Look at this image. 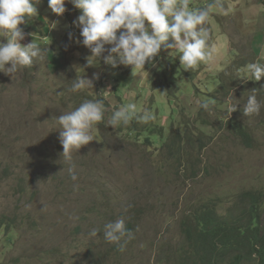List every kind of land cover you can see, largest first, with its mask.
I'll use <instances>...</instances> for the list:
<instances>
[{
	"label": "rangeland",
	"instance_id": "obj_1",
	"mask_svg": "<svg viewBox=\"0 0 264 264\" xmlns=\"http://www.w3.org/2000/svg\"><path fill=\"white\" fill-rule=\"evenodd\" d=\"M210 2L190 0V7ZM219 2L225 11L214 9L207 23L216 48L213 61L184 71L179 55H171L175 50L162 48L144 71L134 73L102 58L87 67L91 53L75 42L80 30L72 22L80 11L71 3L63 17L42 8L43 2L37 6V16L21 26V44L32 43V32L42 30L48 40L35 42L48 52L13 77L0 72V264H152L161 255L178 264L181 222L194 208L215 201L223 212L242 191L264 192V94L257 96L258 115L242 112L249 87L264 84L253 81L245 67L264 63V0ZM65 39L73 45L62 47ZM79 75L91 79L92 87L69 92ZM227 76L235 86L226 82L232 98L225 100ZM216 90L222 102L210 111L213 126L206 125L201 103L212 109ZM88 99L103 101L104 119L94 126V140L71 161L63 160L59 125L52 119ZM129 103L136 104L137 116L147 110L154 118L111 126L112 113ZM230 105L237 107L231 115ZM238 120L255 138L252 148L228 132L225 124ZM170 136L185 139L170 148L174 155L164 147ZM185 137L196 140L194 147ZM121 216L135 233L123 253L103 238L104 226ZM92 229L96 237L89 236Z\"/></svg>",
	"mask_w": 264,
	"mask_h": 264
},
{
	"label": "clouds",
	"instance_id": "obj_2",
	"mask_svg": "<svg viewBox=\"0 0 264 264\" xmlns=\"http://www.w3.org/2000/svg\"><path fill=\"white\" fill-rule=\"evenodd\" d=\"M42 0H0V37L7 42H0V72L14 76L17 72L32 66L34 59H43L45 51L35 41L22 45L25 38L22 25H26L36 17L37 6ZM48 8L57 17H63L67 11L66 3L80 11L73 26L79 28L80 37L76 43H82L90 50L86 65L92 67L103 59L104 64L116 68L118 65L136 70H145L146 63L152 61L162 48L174 49L171 55H179L184 71L193 70L201 63L213 61L216 53L215 45L209 43V28L207 23L214 9L225 11L219 0H212L203 8L190 7V0H47ZM58 23V21L56 22ZM77 32V31H76ZM73 39L69 33V40ZM171 41V43L169 42ZM106 46H110L106 48ZM107 52V55H103ZM10 65V67H7ZM253 81L264 80V63H249L245 66ZM78 71V69H77ZM93 79L98 80L99 74L94 73ZM93 81L79 75L68 89L76 93L90 89ZM242 112L245 117L258 115L262 104L257 99L256 90L249 92ZM201 107L209 110L208 102H202ZM235 105H230L228 113L236 111ZM137 106L129 103L114 111L109 124L114 128L127 126L134 118L139 122L151 121V112L145 111L137 116ZM104 119L102 100H84L78 107L64 114L53 117L59 125L62 159L71 161L74 152L93 141L94 126ZM71 179L78 178L73 168L69 169ZM262 193L256 189H248L233 197L230 207L219 211V204L206 201L194 208L192 217L181 222V238L183 245L176 254L177 260L184 264V252L204 258L209 249L205 244L213 241L212 260L222 254V264H264V233L256 237L249 228L247 210L250 201H242L245 194ZM209 203V205H205ZM238 204L240 210L234 209ZM233 210L232 221L225 219ZM200 219V220H199ZM226 225L227 230L221 231L219 226ZM259 226H264V202L260 211ZM138 230V229H137ZM217 231L220 233L217 235ZM98 235L97 229H92L90 237ZM210 239L207 240L206 237ZM103 238L116 245L123 253L128 243L135 239L133 230L127 227L125 218H120L104 226ZM223 238V239H222ZM256 238V241L254 240ZM153 256L152 264H169L163 259ZM185 257V256H184Z\"/></svg>",
	"mask_w": 264,
	"mask_h": 264
},
{
	"label": "trees",
	"instance_id": "obj_3",
	"mask_svg": "<svg viewBox=\"0 0 264 264\" xmlns=\"http://www.w3.org/2000/svg\"><path fill=\"white\" fill-rule=\"evenodd\" d=\"M37 33H39L38 31H36ZM41 34H42V30H40ZM45 53H47L48 51L45 50ZM247 62V61H245ZM242 62H237L235 63L237 65V67L239 65H241ZM235 68V65L233 64V66L231 67V71H233ZM232 78H230L229 76H227L225 79H224V84L222 85V89H224V98L225 100L227 99H231L232 97H230V92L226 86V82H229L231 81ZM234 81L235 79L233 78L232 82L233 84H231L230 88L231 89H234ZM262 84V83H261ZM263 88H264V84L262 85H259V84H254L252 87H249L248 89V95L250 94L249 92L253 91V89L256 90V95L258 96H263L264 92H263ZM226 90V91H225ZM222 94L219 90H216L214 93H212L210 95V98L212 100V109L209 108V110H204L202 108L201 112L199 113L200 114V117H201V121L202 123L208 125V124H211L209 123V114H210V111L211 110H215L214 106L216 105H221L220 102L222 101H219L218 100V95ZM225 103V101H224ZM216 113V112H215ZM216 116H219V114L216 113ZM212 125V124H211ZM218 127H221L220 124H217ZM225 125H227L229 128H228V132L229 133H232L233 137H236L238 138L239 141H241L245 146H247L248 148H252L254 146V143H255V138L252 136V134L249 132L247 126L241 122L240 120H238V122H232L230 121L229 123H226ZM213 126V125H212ZM225 130V128L223 129ZM186 138V137H185ZM186 144L187 145H194L196 144V140L198 142V144L202 145L204 144L202 138L200 135L197 134L196 136V140L194 139H190V138H186ZM185 139H182L181 137H175V136H170L168 141L165 143L164 147H165V151L169 154V155H174L176 154L175 152L171 151L170 152V148L173 147V148H177L178 145H181L182 146V142H184ZM150 142V139L149 137L146 138V144H149ZM262 193H252V194H245L243 197H242V201H250L249 203V207H248V214L249 216L247 217V221L249 223V228L251 230V232L257 237L258 234H260L261 232L264 233V226H259V218H260V211H261V208H262V205H263V202L264 200L262 199ZM205 205H209V203L205 204ZM241 208V205L238 204L234 209L236 210H240ZM235 214H233V210H231V212L226 215L225 219L229 220V221H232V217L234 216ZM200 220V219H199ZM220 230L221 231H226L227 230V226L226 225H220L219 226ZM221 233V232H220ZM218 231H217V235L220 234ZM222 234V233H221ZM207 240L210 239L209 236L206 237ZM223 239V238H222ZM256 241V238L254 239ZM213 241H214V238L212 239V242L211 244H205L209 249H206V255L204 256V258H200V257H197V256H194L192 254H189V253H186L184 252V256L181 255V258L185 259V261H187V263L189 264H222L223 263V256L222 254L219 256V258L215 261H211L212 260V250L214 248L213 246ZM178 264H181L179 261H178Z\"/></svg>",
	"mask_w": 264,
	"mask_h": 264
},
{
	"label": "crops",
	"instance_id": "obj_4",
	"mask_svg": "<svg viewBox=\"0 0 264 264\" xmlns=\"http://www.w3.org/2000/svg\"><path fill=\"white\" fill-rule=\"evenodd\" d=\"M43 2V3H42ZM42 8H46V7H48V3H47V1H45L44 2V0H42ZM38 20V19H37ZM34 26V25H33ZM78 31H79V28H77V27H75ZM37 30H34L33 32H32V34L30 35V37H32L33 38V41H35V39H40V40H43V41H47L48 40V38L46 37V38H44V37H42V35L43 34H41V32H40V30L38 31L39 33H37L36 32ZM68 36H69V34H68ZM65 36H63L62 37V39L64 38ZM80 38V40H82V38L81 37H79ZM72 41H75V37H73V39H72ZM64 42L65 43H63V45H62V47H66V45L67 46H71V45H73V43H71V42H69V41H66V39L64 40ZM76 42V41H75ZM46 44H49L48 42L46 43ZM77 44V43H76ZM67 48V47H66ZM55 50V48L54 47H52V49H51V51H54ZM48 51V50H47ZM46 54V53H45Z\"/></svg>",
	"mask_w": 264,
	"mask_h": 264
}]
</instances>
